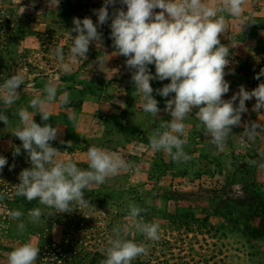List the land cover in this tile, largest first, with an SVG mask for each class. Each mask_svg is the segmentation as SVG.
<instances>
[{
	"label": "rangeland",
	"instance_id": "1",
	"mask_svg": "<svg viewBox=\"0 0 264 264\" xmlns=\"http://www.w3.org/2000/svg\"><path fill=\"white\" fill-rule=\"evenodd\" d=\"M103 3L0 0V85L12 74L24 77L18 99L10 106L0 105V112L9 118L7 127L0 122V155L8 160L0 172V192L7 193L0 200V264H7V254L25 242L40 248L36 264H100L117 226L127 229L125 238L147 247V254L132 264H264V168L259 166L264 164V131L255 141H247L239 134L243 128H234L219 151L209 143L193 110L184 120L181 137L191 159L178 166L166 152H153L148 137L162 121L171 119L163 111L166 98L153 93L162 110L158 116L142 111L139 97L132 95L134 84L126 58L112 47L108 24L100 29L102 41L90 45L87 60L70 56L71 35H76L71 32L73 18L87 16L95 23L98 18L93 10ZM243 8L241 19L226 17L227 28L220 37L221 43L232 48L229 68L235 73L225 77L230 90L224 99L241 85L250 91L264 82V76L254 78L264 68V0H245ZM242 21L254 24L242 29ZM57 47L63 49L69 72L60 67ZM98 56L105 61L103 72L92 65ZM149 68L154 75V65ZM169 82L150 83L156 89ZM48 83L58 89L47 123L60 130L51 143L61 151V159L87 169V150L95 146L133 164L131 170L85 190L92 208L56 213L36 200L28 202L15 195L19 173L31 166L22 142L12 134L19 126L15 114L26 108L43 125L29 104L36 96L43 98ZM64 91L69 93V103L61 106L59 97ZM254 103V98L246 102L249 113L243 121H255L264 128V111L252 112ZM71 112L77 116L75 124L68 119ZM15 146L21 147L20 155H13ZM251 160L257 163L250 164ZM130 202L145 209L139 219L160 225L158 241L146 239L131 226ZM37 207L42 210L41 220L32 223L28 212ZM13 210L23 216L13 220L9 215ZM21 222L23 232L18 229Z\"/></svg>",
	"mask_w": 264,
	"mask_h": 264
},
{
	"label": "clouds",
	"instance_id": "2",
	"mask_svg": "<svg viewBox=\"0 0 264 264\" xmlns=\"http://www.w3.org/2000/svg\"><path fill=\"white\" fill-rule=\"evenodd\" d=\"M244 3L245 0H104L99 9L93 10L98 18L95 23L87 16L73 18L71 32L76 35H71L70 56L87 60L90 45L102 41L100 29L108 24L112 47L117 55L126 58L125 65L134 84L132 95L139 97L142 111L152 117L158 116L162 110L153 93L166 98L163 111L171 119L162 121L153 130L148 143L153 152H166L179 166L191 159L184 151L186 142L181 137L185 132L184 120L193 110L203 126L204 135L210 137L209 143L219 151L224 150L234 128L242 127L239 134L247 141H255L264 131L255 121H243L244 114L249 113L246 102L253 98L255 103L251 111H264V82L250 91L241 85L229 99L223 98L230 90V82L225 77L235 73L229 68L232 48L221 43L220 37L227 28L226 17L241 19ZM117 4L121 7H116ZM110 7L113 9L111 12ZM249 24L254 23L242 21V29ZM55 55L62 70L69 72L71 68L64 62L63 49L57 47ZM92 65L103 72L105 61L98 56ZM150 65L155 67L154 75ZM261 76H264V68L254 78L260 80ZM153 80L170 82L154 89L150 83ZM21 85H24L21 74L9 76L0 85V105H12L18 99ZM43 93V98L36 96L29 104L45 122L43 125L37 123L35 116L26 108H20L15 114L19 118V126L12 134L22 142L31 165L19 173L15 195L28 202L36 200L56 213L92 208L94 206L84 197L85 190L104 184L121 171L131 170L133 164L115 152L95 146L87 150V169L78 167L70 159H61V151L51 143L58 139L60 130L47 123L58 89L54 83H48ZM59 99L61 106L67 105L69 93L64 91ZM68 119L75 124V112H71ZM0 122L8 126L9 118L3 112H0ZM60 143L65 142L61 140ZM67 144L71 147V141ZM20 154L21 147L15 146L13 155ZM249 163L255 165L257 161ZM7 164V158L0 155V172ZM259 166L264 168V164ZM13 167L15 165L9 170ZM6 195L0 192V200H4ZM144 211L134 202L128 204L131 226L146 239L158 241L160 225L139 219ZM9 215L13 220H19L23 213L13 210ZM41 216L39 207L28 212L32 223L40 222ZM18 229L23 232L25 224L19 223ZM112 231L113 238L108 240L105 259L100 264H132L137 257L147 254L144 243L125 238L126 228L117 226ZM39 253L40 248L32 243H21L7 254V264H36Z\"/></svg>",
	"mask_w": 264,
	"mask_h": 264
}]
</instances>
